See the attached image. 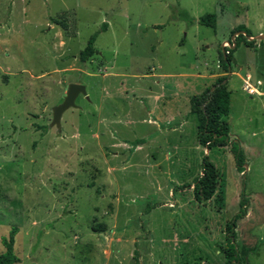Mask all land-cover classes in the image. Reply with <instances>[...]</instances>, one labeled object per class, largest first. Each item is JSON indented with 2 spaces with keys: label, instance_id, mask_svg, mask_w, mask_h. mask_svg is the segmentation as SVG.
I'll return each instance as SVG.
<instances>
[{
  "label": "rangeland",
  "instance_id": "1",
  "mask_svg": "<svg viewBox=\"0 0 264 264\" xmlns=\"http://www.w3.org/2000/svg\"><path fill=\"white\" fill-rule=\"evenodd\" d=\"M67 12L69 37L52 21ZM206 13L214 28L196 22ZM240 25L251 44L222 73L221 44ZM93 34L96 53L81 63ZM221 73L242 173L229 145L198 144L190 113V97ZM247 75L261 95L242 89ZM71 83L88 98L78 96L57 130L52 108ZM163 94L167 118L150 125L156 115L146 112ZM176 112L184 126L163 132ZM204 156L219 178L198 201L184 186ZM242 189L237 252L241 264H264V0H0V254L16 227L14 264H222L216 245Z\"/></svg>",
  "mask_w": 264,
  "mask_h": 264
},
{
  "label": "trees",
  "instance_id": "2",
  "mask_svg": "<svg viewBox=\"0 0 264 264\" xmlns=\"http://www.w3.org/2000/svg\"><path fill=\"white\" fill-rule=\"evenodd\" d=\"M57 17V19L52 20L53 23L60 26L64 30L66 36H73V19L69 13H61ZM190 22H192V20H190ZM196 22L199 25L214 28L216 16L212 13H206L200 16ZM106 26L107 25L104 24L103 29H105ZM232 35H234L231 43V45H234L233 48H229L228 53H224L223 51L219 53V64L222 73L229 71L233 50H235L241 42H244L245 45L251 44L250 41H245V37L250 38L252 34L242 25L237 26L232 31ZM95 38L96 34H93L88 39L85 47L79 52L78 60L81 63H86L96 53L94 48ZM226 83V76H218L210 87L199 94L191 96L189 99L190 113L195 116L196 119V139L198 144L205 149L229 145L230 152L234 158L235 170L238 173H242L245 166L244 154L239 143L234 140L230 141L228 136L230 93L227 90ZM136 143H140V141ZM218 178V170L208 157L204 156L201 160L200 175L193 180L192 184L185 185L184 187H191L192 194L196 200L206 201L213 195L217 187ZM247 205L248 199L245 197L244 190L242 189L238 201V211L230 221L226 222L224 239L216 245L217 252L222 258V264H241L235 244V228L236 222L246 215ZM16 232L17 228L12 227L8 236L1 239L4 251L0 254V264H14L19 261L13 250ZM135 258L136 257H134V260Z\"/></svg>",
  "mask_w": 264,
  "mask_h": 264
},
{
  "label": "crops",
  "instance_id": "3",
  "mask_svg": "<svg viewBox=\"0 0 264 264\" xmlns=\"http://www.w3.org/2000/svg\"><path fill=\"white\" fill-rule=\"evenodd\" d=\"M233 48V47H232ZM223 74L221 73V74H217V75H210V77L212 76V77H214L215 79L218 77V76H222ZM153 76H162V77H165L164 75H158V74H153ZM217 76V77H216ZM192 77H204V75H202V74H198V73H196V74H192ZM257 82H260V81H257ZM181 88H183V86L182 85H180L179 83H177V84H175V86H174V89H173V93H171L169 96L170 97H175V96H178V94H177V91L179 90V89H181ZM206 88H208V87H206ZM205 88V89H206ZM204 89V90H205ZM254 89H256V91H257V88H255L254 87ZM203 90V91H204ZM202 91V92H203ZM201 93V92H200ZM172 94H174V95H172ZM257 94L258 95H261L262 93H260L259 91H257ZM165 94H163V95H157V96H154L153 98H152V100H153V106L152 107H150V109L146 112V114H148V115H150V116H154V115H156V116H154V117H152V119H149V120H147V123L148 124H150V125H155V122H159V120H161V119H163V117L164 118H167V116L165 115L167 112H169L167 109H166V104H167V102L168 101H165V103L164 104H162V105H159V99L161 98H163V96H164ZM166 97V96H165ZM158 108H159V110H161V111H159L158 110ZM174 108V107H173ZM173 108H171V110L173 109ZM156 110H158V114H156ZM155 113V114H154ZM165 113V114H164ZM165 115V116H164ZM160 117V118H159ZM168 118L170 119V122H167L166 121V127L164 128V131L163 132H166V131H170V132H177V131H179V130H181L182 129V127L184 126V124H185V121H184V119H183V117L181 116V115H179V113L178 112H176V113H173V114H171V115H168ZM167 134V133H166Z\"/></svg>",
  "mask_w": 264,
  "mask_h": 264
},
{
  "label": "water",
  "instance_id": "4",
  "mask_svg": "<svg viewBox=\"0 0 264 264\" xmlns=\"http://www.w3.org/2000/svg\"><path fill=\"white\" fill-rule=\"evenodd\" d=\"M249 39H252V37ZM79 95L84 96L86 99L88 98L85 86L74 83L68 84L63 100L61 103L52 108V120L50 122L51 127L54 126L57 130H60V120L62 114L68 109L78 108L75 101Z\"/></svg>",
  "mask_w": 264,
  "mask_h": 264
},
{
  "label": "built area",
  "instance_id": "5",
  "mask_svg": "<svg viewBox=\"0 0 264 264\" xmlns=\"http://www.w3.org/2000/svg\"><path fill=\"white\" fill-rule=\"evenodd\" d=\"M234 38V37H233ZM233 41V40H232ZM232 41H224L221 44L222 51L224 53H228L229 48H232L234 45H231ZM248 75L246 76L245 80H243V87L242 89L248 93H257L256 89L248 82ZM260 84V82H257Z\"/></svg>",
  "mask_w": 264,
  "mask_h": 264
}]
</instances>
